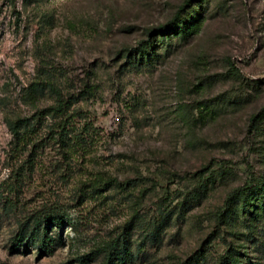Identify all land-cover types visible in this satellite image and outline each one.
<instances>
[{
	"label": "rangeland",
	"instance_id": "374dc122",
	"mask_svg": "<svg viewBox=\"0 0 264 264\" xmlns=\"http://www.w3.org/2000/svg\"><path fill=\"white\" fill-rule=\"evenodd\" d=\"M178 17L198 34L157 37ZM48 83L84 98L69 156L47 140L66 116L45 112ZM263 186L264 0H0V264H106L118 239L128 264L264 258V221L258 248L224 214ZM54 204L78 206L80 227L57 228L53 254L16 249L20 223Z\"/></svg>",
	"mask_w": 264,
	"mask_h": 264
},
{
	"label": "trees",
	"instance_id": "16d2710c",
	"mask_svg": "<svg viewBox=\"0 0 264 264\" xmlns=\"http://www.w3.org/2000/svg\"><path fill=\"white\" fill-rule=\"evenodd\" d=\"M181 23H183V19L178 17L173 23L157 28V37L163 36L166 42L169 43L174 41L173 36H176L175 41L181 42L184 41L183 39L198 34L200 29L198 23L180 26ZM164 42L165 41H162V43ZM145 47H148V45H145ZM146 51H148V49L144 48L142 59L149 56ZM47 86L49 90L56 95L57 100L52 106L45 109V112L62 116L66 115L61 123L48 131L47 140L55 141V143L59 145L60 150L64 152V155L69 156L71 153L70 142L72 141L70 128L74 126L75 116L79 114L80 110L70 111L73 106L80 104L84 98L72 94L65 95L63 92L55 89L51 83H48ZM9 125L14 136L18 138L20 135L19 125L17 123H10ZM76 140L77 139H75V142ZM44 145L45 142L40 141L38 146H34L33 151L43 150ZM33 151L28 155V159H30L31 163H33V159L36 157ZM113 185V181H97L93 185V194L107 191ZM252 190L239 192L228 201L224 212V214L226 213L225 218H228L229 221H233L235 224L246 226L245 224L249 223L248 227H246L248 230H251V234L253 233L252 228L257 229V226L264 221V191H261V193L257 190L251 192ZM80 205L81 204H79V206ZM76 208H78L76 205H45L43 208L33 213L32 217L20 223L18 232L13 238L14 247L16 249L20 247H32L40 254H53L57 246L65 244L60 233H56L57 228H64L66 225H76L75 228L80 227L79 220L71 219V212L76 210ZM242 221H244V223ZM120 240L121 239L113 240L109 243L106 264H128L126 260L121 257L120 252L122 249L126 250L129 248V242L125 239L120 243ZM248 241L252 244H256L258 248L261 247L260 244L256 243V235L254 233ZM231 249L232 248H230L226 256L223 257L218 264H264V258H260V255L252 259L253 257L249 256L248 251L241 253L240 251L233 250L231 252ZM245 250L247 249H244V251Z\"/></svg>",
	"mask_w": 264,
	"mask_h": 264
}]
</instances>
